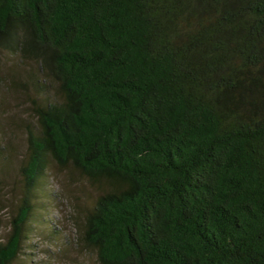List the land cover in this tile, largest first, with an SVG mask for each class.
I'll return each instance as SVG.
<instances>
[{"label": "trees", "instance_id": "obj_1", "mask_svg": "<svg viewBox=\"0 0 264 264\" xmlns=\"http://www.w3.org/2000/svg\"><path fill=\"white\" fill-rule=\"evenodd\" d=\"M0 69L34 117L0 264L51 162L99 189L98 264H264V0H0Z\"/></svg>", "mask_w": 264, "mask_h": 264}, {"label": "rangeland", "instance_id": "obj_2", "mask_svg": "<svg viewBox=\"0 0 264 264\" xmlns=\"http://www.w3.org/2000/svg\"><path fill=\"white\" fill-rule=\"evenodd\" d=\"M2 75L0 69V78ZM2 91L0 83V94ZM19 104L10 101L0 115L1 126L4 125L0 141L4 136L5 143L13 148L12 153H7L8 161L0 159V242L6 241L10 233V216L19 195L17 168L25 149L23 130L12 126L9 120L18 121L19 117L34 120L26 101ZM98 196L96 184L80 175L72 177L55 163H49L33 195L34 210L27 225V242L10 264H98L95 254L79 247L75 241V222L83 220Z\"/></svg>", "mask_w": 264, "mask_h": 264}]
</instances>
